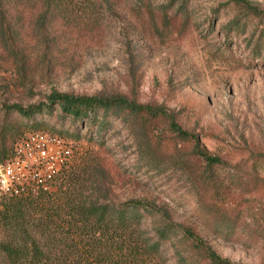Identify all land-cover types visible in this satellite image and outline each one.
Returning <instances> with one entry per match:
<instances>
[{
	"label": "rangeland",
	"instance_id": "rangeland-1",
	"mask_svg": "<svg viewBox=\"0 0 264 264\" xmlns=\"http://www.w3.org/2000/svg\"><path fill=\"white\" fill-rule=\"evenodd\" d=\"M244 1L95 0L92 9L50 18L35 7L14 10L0 24V148L10 155L33 130L74 138L77 155L51 193L68 177L83 199L148 201L151 234L169 216L231 263L264 264V167L248 186L190 191L191 179L211 172L193 136L231 165L264 156V0ZM237 18L241 25H231ZM53 91L121 96L159 112H101L103 128L62 120L60 109L30 119L7 111L48 103ZM199 192L203 204L238 213L233 234L197 217L191 197Z\"/></svg>",
	"mask_w": 264,
	"mask_h": 264
},
{
	"label": "trees",
	"instance_id": "trees-1",
	"mask_svg": "<svg viewBox=\"0 0 264 264\" xmlns=\"http://www.w3.org/2000/svg\"><path fill=\"white\" fill-rule=\"evenodd\" d=\"M94 5L95 0H0V24L14 10L21 12L35 7L43 18H50L74 14L81 9L86 11ZM255 15L260 17L259 12ZM241 22L242 18H237L231 25L240 26ZM57 109H60L58 117L62 120L71 119L78 125L91 120L103 128L107 121L102 123L101 112L114 117L124 109L138 114L159 112L126 97L101 98L59 91L51 92L45 104L28 109L7 107L8 112L29 119L45 114L53 117ZM37 126L34 124L33 128ZM174 129L185 137L193 136L181 127ZM193 138L197 155L211 172L204 182L191 179L190 191H198L204 183L215 189L221 187V182L248 186L264 167L262 155H252L248 160L231 165L202 147L196 136ZM10 155L8 147L1 144L0 157L5 159ZM67 182L68 177L59 185V190L37 198L0 195V264H202L201 257L205 264H233L207 246L193 228L175 222L169 216L158 220L151 234L144 221L149 216L155 217L156 211L148 201L131 199L118 205L99 203L80 197L77 182L72 181L70 186ZM203 195L199 192L195 197L189 196L198 205L197 217L221 235L233 234L238 213H223L220 208L203 204L202 200L206 201ZM166 245L173 249L172 254Z\"/></svg>",
	"mask_w": 264,
	"mask_h": 264
},
{
	"label": "built area",
	"instance_id": "built-area-1",
	"mask_svg": "<svg viewBox=\"0 0 264 264\" xmlns=\"http://www.w3.org/2000/svg\"><path fill=\"white\" fill-rule=\"evenodd\" d=\"M77 151L74 138L42 130L29 132L15 143L9 157H0V195L24 197L51 192Z\"/></svg>",
	"mask_w": 264,
	"mask_h": 264
}]
</instances>
